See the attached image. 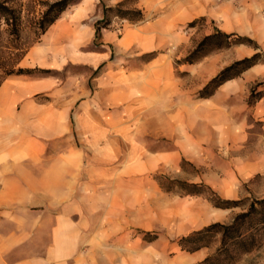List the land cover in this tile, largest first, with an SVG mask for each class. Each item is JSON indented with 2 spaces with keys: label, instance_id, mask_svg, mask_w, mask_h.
<instances>
[{
  "label": "rangeland",
  "instance_id": "obj_1",
  "mask_svg": "<svg viewBox=\"0 0 264 264\" xmlns=\"http://www.w3.org/2000/svg\"><path fill=\"white\" fill-rule=\"evenodd\" d=\"M14 1L23 2L24 14L31 17L55 0ZM82 1L70 0L57 18L68 16ZM88 1L93 8L81 21L94 20L100 36L85 37L75 49L44 50L33 61H23L33 69L24 74L50 79L29 97L58 106L83 88L97 87L104 71L129 73L130 87L115 97L113 112L130 116L120 120L131 124L135 139L166 152L164 159L134 173L141 186L135 201L90 208L91 217L81 221L82 244L70 264H201L220 237L191 251L181 247V236L215 221L229 222L254 198L264 197V0H154L138 19L136 0ZM127 28L132 33L120 38ZM217 29L234 32L231 39L242 41L196 52L198 43ZM26 32L31 39L34 32ZM103 32L112 33L111 41L102 38ZM43 39L41 35L36 42ZM81 51H106L108 56L94 66L76 58ZM255 53L250 67L236 74L233 69L228 73L232 77L208 86L234 60ZM228 81L234 85L223 87ZM254 88L263 96L251 101ZM155 102L163 112L179 115L176 130L157 131L152 122L142 127L141 115L154 112ZM64 137L78 141L74 129L56 138ZM184 180L203 184L186 188ZM219 196L245 202L217 206L210 198ZM212 208L221 210L219 217L209 214ZM235 264H264V241Z\"/></svg>",
  "mask_w": 264,
  "mask_h": 264
},
{
  "label": "crops",
  "instance_id": "obj_2",
  "mask_svg": "<svg viewBox=\"0 0 264 264\" xmlns=\"http://www.w3.org/2000/svg\"><path fill=\"white\" fill-rule=\"evenodd\" d=\"M154 3L136 0L133 5L144 12ZM92 8L93 1L83 0L68 16L57 18L18 65L44 50L75 49L85 37L100 36L94 20L81 21ZM131 33L127 28L120 38ZM104 37L111 41L112 33L103 32ZM107 56L106 51H81L76 58L96 66ZM128 78L129 73L104 71L97 87L83 88L58 106L29 97L50 84L46 76L11 73L0 83V264H70L82 244L81 221L91 217L90 208L135 201L141 189L136 170L165 158L163 147L153 150L146 140L134 138L131 124L120 120L129 115L113 112L115 97L130 87ZM233 85L228 81L223 87ZM155 104L154 112L141 115L142 127L152 122L157 131L176 130L179 115ZM73 129L78 141L56 138ZM146 185L152 187L150 180ZM214 209L219 208L209 214L217 218L221 210Z\"/></svg>",
  "mask_w": 264,
  "mask_h": 264
},
{
  "label": "trees",
  "instance_id": "obj_3",
  "mask_svg": "<svg viewBox=\"0 0 264 264\" xmlns=\"http://www.w3.org/2000/svg\"><path fill=\"white\" fill-rule=\"evenodd\" d=\"M69 3L70 0H55L47 3L46 8L38 14L32 13V16L29 17L28 13L24 14L23 12V2L15 4L14 0H0V83L8 74L33 70L31 67L19 66L18 62L28 50L27 48L57 19L60 11ZM133 12L137 14L135 17L137 19L143 15L142 11L138 9L133 10ZM100 21L98 20L97 23ZM28 29L34 32L31 39L28 38L26 32ZM98 29L99 25L97 24L95 30L98 31ZM233 34L234 32L227 33L217 29L214 33L206 35L198 43L195 51L204 49V53H206L215 47L228 46L233 42L242 41V37L231 39ZM256 55L255 53L250 57L246 56L234 60L233 64L216 74L208 86L216 87L232 77L228 73L233 69H235L234 74H236L250 67L256 62ZM192 59L193 57L190 58V60ZM262 96V91L254 88L251 93V101ZM181 184L186 185L187 188V186L192 185L200 186L203 183H190L184 180L181 181ZM210 200L215 205L224 207H233L245 202L244 198L236 200L220 196L210 198ZM217 236L220 237V244L214 252L202 260L201 264H235L244 253L262 245L264 241V197L254 198L249 206L245 210L237 212L231 221L220 220L204 225L200 229L182 235L179 242L183 249L192 251L212 245Z\"/></svg>",
  "mask_w": 264,
  "mask_h": 264
}]
</instances>
